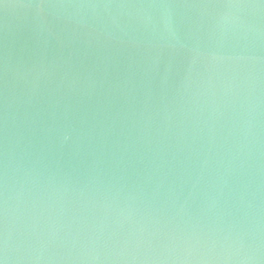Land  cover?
<instances>
[{
  "label": "water",
  "instance_id": "water-1",
  "mask_svg": "<svg viewBox=\"0 0 264 264\" xmlns=\"http://www.w3.org/2000/svg\"><path fill=\"white\" fill-rule=\"evenodd\" d=\"M0 264H264V0H0Z\"/></svg>",
  "mask_w": 264,
  "mask_h": 264
}]
</instances>
